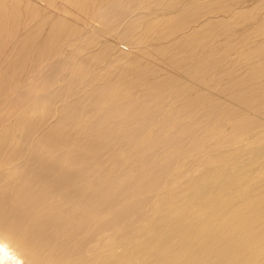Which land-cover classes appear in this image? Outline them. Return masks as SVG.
Segmentation results:
<instances>
[{
	"label": "bare ground",
	"instance_id": "6f19581e",
	"mask_svg": "<svg viewBox=\"0 0 264 264\" xmlns=\"http://www.w3.org/2000/svg\"><path fill=\"white\" fill-rule=\"evenodd\" d=\"M0 250L264 264V0H0Z\"/></svg>",
	"mask_w": 264,
	"mask_h": 264
},
{
	"label": "rangeland",
	"instance_id": "374dc122",
	"mask_svg": "<svg viewBox=\"0 0 264 264\" xmlns=\"http://www.w3.org/2000/svg\"><path fill=\"white\" fill-rule=\"evenodd\" d=\"M250 1V3H252L254 0H249ZM43 4H45V6H46V3L45 2H42ZM48 4V3H47ZM51 10H56V12H59V11H57V9H53V8H51ZM122 48L123 49H127L128 47L126 46V45H122ZM3 257H4V254L2 253V250H0V264H10L11 262H6L7 261V259H6V261L5 262H3L2 260H3ZM12 264V263H11Z\"/></svg>",
	"mask_w": 264,
	"mask_h": 264
}]
</instances>
